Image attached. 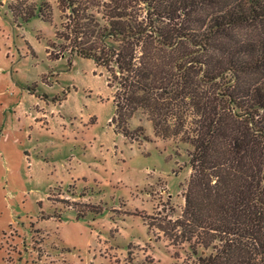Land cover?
<instances>
[{"label":"rangeland","instance_id":"rangeland-1","mask_svg":"<svg viewBox=\"0 0 264 264\" xmlns=\"http://www.w3.org/2000/svg\"><path fill=\"white\" fill-rule=\"evenodd\" d=\"M60 22L56 0H0V264H193L176 222L191 145L140 113L116 132L107 72Z\"/></svg>","mask_w":264,"mask_h":264},{"label":"trees","instance_id":"trees-1","mask_svg":"<svg viewBox=\"0 0 264 264\" xmlns=\"http://www.w3.org/2000/svg\"><path fill=\"white\" fill-rule=\"evenodd\" d=\"M56 2L55 36L107 72L114 130L133 138L140 113L191 145L176 222L193 264H264V0Z\"/></svg>","mask_w":264,"mask_h":264},{"label":"crops","instance_id":"crops-1","mask_svg":"<svg viewBox=\"0 0 264 264\" xmlns=\"http://www.w3.org/2000/svg\"><path fill=\"white\" fill-rule=\"evenodd\" d=\"M31 94H32V92H31Z\"/></svg>","mask_w":264,"mask_h":264}]
</instances>
